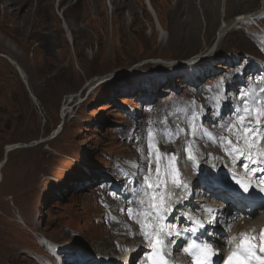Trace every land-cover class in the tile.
Returning a JSON list of instances; mask_svg holds the SVG:
<instances>
[{"label": "rangeland", "instance_id": "374dc122", "mask_svg": "<svg viewBox=\"0 0 264 264\" xmlns=\"http://www.w3.org/2000/svg\"><path fill=\"white\" fill-rule=\"evenodd\" d=\"M58 1L39 12L45 24L34 32L24 36L13 22L10 32L0 29V264L102 263L105 251L118 259L123 248L114 241L136 228L123 223L120 202L129 205L148 155L180 139L185 132L171 129L188 131L193 115L203 125L231 120L241 91L264 90V0H138L132 12L103 0L101 13L81 22L68 10L71 35L61 14L75 0ZM36 6L25 3L18 17ZM240 14L248 17L237 25ZM55 19L57 36L47 23ZM162 127L168 135L154 140ZM11 145L23 147L6 154ZM173 147L159 155L175 154ZM158 162L170 168L168 156ZM202 188L193 187V198ZM231 211L219 241L238 218L240 210Z\"/></svg>", "mask_w": 264, "mask_h": 264}, {"label": "bare ground", "instance_id": "6f19581e", "mask_svg": "<svg viewBox=\"0 0 264 264\" xmlns=\"http://www.w3.org/2000/svg\"><path fill=\"white\" fill-rule=\"evenodd\" d=\"M33 1L34 0H0V3H2V6L0 8L1 11L0 29L4 31L7 30L10 32V29L6 28L5 25L8 22L11 24L13 22V24H15V29H18V31L25 36L26 34H28L27 32H34L33 30L36 27H39V25L43 26L45 23L43 22L42 16H39V12L44 11L46 7L49 8L52 0H35L37 6L34 9V11L36 10V12L33 11L32 14L30 12V9H28V11H26L24 15H20L22 17L20 16L18 17L19 13L23 11V7L25 6V3L33 2ZM39 1H45V2L42 6H38ZM63 1L65 0H59L58 1L59 5H61ZM107 1L116 11L126 6L127 8H129L130 12L134 10L133 5H135L138 2V0H107ZM151 1L153 2V0ZM152 2H150L151 8L149 7L148 8L154 12L155 18L157 20L160 29L162 31H165V28L163 27V24L159 19L158 12L153 7ZM104 7H105V3L103 0H75L74 2L70 3L67 8H64L62 10V14H61V18L66 28L69 31L68 33H70L71 35L73 33L71 32V30L74 28L72 21L70 19L67 20L65 18V14L68 12V10H75L76 13H74L72 17L77 21L81 22L82 18H84L87 14H96V13L100 14L103 11ZM46 15L47 14H44L45 18H47ZM245 17L247 18L248 16H244L240 14L238 19H236L235 24L240 25L245 19ZM253 17L254 16H252V18ZM19 18L21 20H19ZM58 22L59 21H57L56 19L53 21L52 24H50V21L47 22L49 27L51 26L50 29L56 32V36H57ZM20 24H22V26ZM224 31H225L224 29L220 28V32H219L220 40ZM198 33H199V27H195V32L192 35L198 36ZM204 37H205L204 39L205 44H208V42L210 41V35L206 33ZM3 41H4L3 37H0V46H3L4 44ZM169 41L170 39L168 38L167 42L165 43H168ZM194 43H195V39L193 38V45ZM7 49L11 50L9 46L7 47ZM9 52L11 53V51ZM11 62L14 61L11 60ZM17 70L21 75V77L25 78L21 68L17 67ZM255 94H259V93L256 92ZM234 117L235 116H232L231 120L225 122L218 121L217 123H213L212 126L210 124L214 120H211V123L207 125H203L199 120L196 119L195 125L198 131H196L195 136H193L191 144H187V145H193L195 149H198L199 144H201L204 147L209 146V148L207 149L202 148L196 151L188 147L190 149V153L195 155L194 162H190L186 156L184 159L178 158L177 163L179 168L180 179L186 187L175 188L171 185V183L168 184L167 190L171 191L172 196H171L170 208L167 216L159 221L156 220L154 216L146 217L145 214L149 211V205L153 203V201L151 200L150 196L146 193V191H140L139 195L134 196V193H137L139 189L137 187L136 190H131L132 195L131 198H129V205L124 206L126 205L124 203V199H121L120 206L123 207L124 210L130 209L133 213L131 218L129 217V213L128 215H126V219L123 222L125 226H128V224L131 225L132 222L134 221L135 225L134 224L132 225L135 226L136 228L122 231L123 237L121 239L114 241V244L116 246L123 248V252L118 254L117 260L122 261V259L127 258L128 259L127 263H124L123 261L122 262L114 261L109 257L110 252L105 251L103 252V254L107 255V259L104 260L102 263L94 262L92 264H139L140 261L142 260L141 258L143 257L146 251L145 249L146 245L150 243L148 238L147 239L144 238L145 231H148L151 234L150 229L146 228L144 230H141V224L142 223H148L151 225L159 224L167 229H170L173 232L172 227L175 226L174 224L177 223L179 219V216L176 215L177 211L179 212V215L181 214L182 216H186L187 219L200 218L201 221L203 220L206 224V232L203 237L209 240L210 242H214L215 246L221 250L234 243H238L240 240H242L244 236L255 237V239L251 241L255 242L258 245L260 244L261 230H264V207L259 209L260 211L258 214L255 215L256 210H253L252 214H250L247 211V208L245 207L244 203L242 201H238L239 200L238 197L230 195L227 192L221 191L215 187V185H219L220 183H225V182L229 183V180L226 178V170H231L235 174L248 177L249 178L248 180L251 179L257 182L264 180V161L256 165H251L252 167L256 168V171L254 173H248L242 166V164L249 163L247 157L246 156L241 157V162H238L235 159L238 153L233 151L231 154H229L226 150L225 144L222 142L221 138L223 136L224 137L229 136L234 143L236 141L235 136H233L232 134L229 135V133L226 135L227 130H222L224 129L225 125H228L230 122L234 121ZM188 124H189L188 136H191L190 128L192 122ZM185 140H186L185 134L180 139L178 137H173L170 139V142H167L165 140L166 144L164 145L161 144L160 146H158L159 153L155 154L154 152H152L153 159L151 161V166L153 167L155 166L153 164H156L157 157L160 156L159 155L160 150L167 149L170 145L175 146L173 147V149L176 151L175 154L176 155L178 154V156H180L178 151H181L182 147L185 146ZM237 147L244 148L245 147L244 141L241 140L240 143L237 145ZM218 149L220 151H218ZM10 150H12V148ZM201 150H205V151L201 152ZM260 150H264V140H261L260 143L257 145L256 149H254L252 153L254 159L256 157V153ZM209 153H211V155H208ZM207 158H209V161ZM202 163H205V165H203ZM146 167L147 165L145 167L141 166L139 169L138 175L140 180L142 175L144 174V169ZM166 170L170 171V168L164 167L161 170V172L163 173ZM151 176L152 177L150 178V180L152 182H156L157 178L154 169L152 170ZM0 180H1V172H0ZM195 185L203 187L201 190H198L199 191L198 194H202V195L201 196L198 195V197L193 198L191 194L193 192V187ZM221 197L225 198V202L219 200V198ZM141 199L145 200L144 205H141L139 203V200ZM122 202L123 204L121 205ZM233 209L240 210V212L237 215L238 218L237 220L234 219V221L232 222V225L230 226V230H228L226 238L223 237V240L221 239L219 241L217 240L215 233L216 231H218L217 230L218 228H220V230L224 229L225 231H227L229 220L233 218L231 211ZM112 224L110 227L111 228L113 227V230L117 231L118 224H113V225ZM92 237L94 238V236ZM177 237L179 236L175 235L174 239H176ZM129 239L131 242H127V240ZM142 239L145 240L142 241ZM221 241L223 242L220 243ZM173 249L176 250L177 252H182L181 245L179 243H173V239H171V242L168 243L166 251L169 252L170 250ZM173 256L174 257L172 259L175 263H182L185 260L184 257L182 255H179L178 253H175Z\"/></svg>", "mask_w": 264, "mask_h": 264}, {"label": "snow or ice", "instance_id": "6c2138e0", "mask_svg": "<svg viewBox=\"0 0 264 264\" xmlns=\"http://www.w3.org/2000/svg\"><path fill=\"white\" fill-rule=\"evenodd\" d=\"M236 104L239 106L240 110L239 112H236L234 121L225 125L224 129H222L227 130L235 136L236 141L234 143L229 136L222 137L221 139L229 154L233 151L238 153L235 157L238 162H241V157H247L249 163L242 164V166L246 172L254 173L256 168L251 165H256L264 161V150L258 151L255 159L252 155L254 149H256L260 141L264 140V90H260L259 94H250L247 91H241L236 97ZM189 114H191V112ZM195 119L196 117L193 115V123L190 128V134L192 136H195L196 131H198L195 125ZM168 131L167 127H162L157 131L153 139H159L161 141L164 140L168 135ZM171 132L173 136L178 135L180 132H185V147H182L179 159H184L186 156L190 162H194L195 155L191 154L190 149L187 147V136L189 135V132L175 127L171 129ZM241 140L245 143L244 148L237 147ZM154 146L155 145L153 144L146 146L149 153H151ZM156 152L159 153L158 146H156ZM164 156H168L169 158L171 171L166 170L162 173L158 161ZM152 159V155H148L147 167L144 169V175L141 177L138 184L139 191L134 193V196L139 195L140 191H146L153 203L149 205V211L145 215L146 217L154 216L155 219L159 221L167 216L170 208L172 193L167 190L168 184L171 183V185L175 188H185L186 186L180 179L179 168L177 167L173 169L171 167L172 164L177 162L176 154L169 155L164 153L157 157V167L155 173L157 177L156 182H152L150 180V176L152 175ZM243 187L244 190L247 191V186L244 185ZM139 203L144 205L145 200L141 199L139 200ZM128 213L131 218L133 213L130 209L128 210ZM146 228L151 230V234L148 231H145V238H148L150 243H153L156 246V252L158 255L157 264H169L166 259V249L168 243L171 242V237L178 234L173 233L170 229H167L159 224L151 225L148 223H142L141 230ZM260 238L264 241V230H261ZM253 239H255V237L244 236L242 238L240 248L244 250V254H238L240 249H237L230 254L228 258L229 264H251L252 259H255L257 264H264V258L255 255L254 245L251 244V240ZM186 243L187 246L183 248V251L194 260V264H207L209 256L213 252L212 245L204 242L197 243L195 240H191ZM259 250L264 252V247H261Z\"/></svg>", "mask_w": 264, "mask_h": 264}, {"label": "water", "instance_id": "95a60500", "mask_svg": "<svg viewBox=\"0 0 264 264\" xmlns=\"http://www.w3.org/2000/svg\"><path fill=\"white\" fill-rule=\"evenodd\" d=\"M19 147H23L21 145H11V146H7L6 149H5V153L7 154V152L11 149V148H19ZM6 158V157H5ZM5 162V159L3 160V162L1 163L0 165V168L3 166Z\"/></svg>", "mask_w": 264, "mask_h": 264}]
</instances>
